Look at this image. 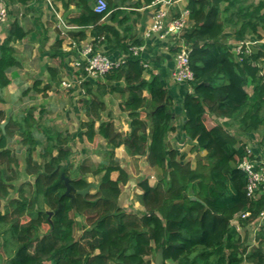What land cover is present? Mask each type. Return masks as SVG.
<instances>
[{"label": "trees", "instance_id": "1", "mask_svg": "<svg viewBox=\"0 0 264 264\" xmlns=\"http://www.w3.org/2000/svg\"><path fill=\"white\" fill-rule=\"evenodd\" d=\"M7 1L27 4L31 0ZM91 1L77 2L85 12L73 23L92 26L95 43L103 37L111 47L122 46L127 53L124 63L107 73L106 82L98 84L97 90L100 96L117 92L125 97L122 108L130 129L119 132L112 119L100 121L105 103L93 94L86 80L88 96L82 101L88 120L81 122V127L90 142L99 137L105 141L108 159L97 164L83 162L74 168L68 162V138L55 133V142L43 149V163L37 164L32 154L40 144L41 129L33 107L20 120L0 109V164L15 163L9 142L19 135L29 149L28 171L35 176L32 195L11 199L8 207L12 210L0 212V222L9 225L7 231L18 244L9 264H152V256L160 250L163 264H264V238L252 247L233 223L238 217L245 228L264 213V183L248 196L249 178L240 167L245 158L253 160L254 154H249L227 125H211L208 120L209 115L228 118L230 126H239L243 135L264 128L263 52L249 53L246 47L235 52L225 31L233 24L237 26L236 39H264L260 32L264 30V0L257 4L249 0H188L189 24L182 39L191 48L194 78L179 84L184 89L178 98L183 115L178 128L174 121L177 102L166 81L156 74L146 78L141 58L121 40L117 27L128 21L129 13L115 0H108L107 11L98 14ZM156 1L138 0L133 5ZM105 18L117 27L104 22ZM25 36L26 31L15 20L0 44V95L12 83L9 72L17 65L13 42ZM133 44L141 41L136 39ZM40 85V80L34 83L35 88ZM50 87L46 84L41 89ZM4 121L5 132L1 128ZM96 121H100L98 127ZM175 131L193 143L194 163L169 144V133ZM121 146L161 171L154 184L148 179L139 182V202L145 210L141 215L126 212L119 204L121 186L129 181L115 153ZM115 172L118 176L113 178ZM62 175L74 188L72 196L66 194ZM88 176L99 181L81 194L79 191L92 183ZM7 188L0 179V199L8 196ZM37 204L31 219L23 223L22 217ZM244 213L249 215L243 218ZM79 218L85 221L77 236ZM43 224L48 230L41 234ZM8 241L7 235L1 243Z\"/></svg>", "mask_w": 264, "mask_h": 264}, {"label": "rangeland", "instance_id": "2", "mask_svg": "<svg viewBox=\"0 0 264 264\" xmlns=\"http://www.w3.org/2000/svg\"><path fill=\"white\" fill-rule=\"evenodd\" d=\"M260 0H249L251 3L257 4ZM51 7L54 6L53 0H50ZM226 5L222 4V8H225ZM52 14L53 10H49ZM228 15V11H226ZM224 12V13H225ZM49 15V12L46 11ZM172 11V16H174ZM225 15V16H226ZM6 23V22H5ZM2 23V24H5ZM1 24V22H0ZM237 26L230 24L226 26V34L228 33V42L234 46V50L238 53L237 47L242 41L234 40L236 37L235 29ZM261 34L264 35V30L262 29ZM254 37V36H253ZM248 38V37H247ZM250 38V37H249ZM239 40V39H237ZM249 41H254L252 45L248 46V51L250 53H258L262 51L261 55V66L264 71V39L258 40L256 38L247 39ZM177 42V40H176ZM56 62H52L55 64ZM86 71V70H85ZM86 75L83 73L80 74V79H76L75 75L59 74L57 79L48 82L47 80H42L40 89L46 84H50L51 87L46 91H31L28 92V95L15 96V93L18 90L16 85L7 87L4 89L2 94V100L6 103L0 104L1 110H3L7 116H12L13 118L20 120L27 111L33 107V113L35 118L40 121L41 132L38 136L40 139V144L34 149L32 157L33 161L37 164L43 163V149L48 146V143L55 142L56 135L55 133H60L63 137L68 138L67 147L70 148L71 153L68 157V162H71L74 168L78 167L83 162L87 164H97L98 162L108 159L106 152V143L102 138H96L94 142H90L84 135L85 129L81 127V122H86L87 116L83 109V99L88 96L83 82L85 81ZM98 78V77H97ZM36 81H26L24 86L22 85L20 90H25L24 92L32 89L33 84ZM250 92L252 91L251 87L247 88ZM6 91V93H5ZM93 93L97 98L100 97V100L105 96H100L97 88ZM22 94V92H21ZM31 95V96H30ZM86 96V97H85ZM125 97L120 96L119 93L115 92L113 95H107L105 107L101 111V120H106L108 118L112 119L113 122L117 123V130L123 132L126 128L125 123L129 122L127 117V112L122 108ZM75 106L81 107L83 113L81 112V117L78 119L77 115L74 114ZM177 107V103L176 106ZM111 113V114H110ZM109 115V116H108ZM227 120L228 118H222ZM96 121L95 126H97ZM181 121V120H180ZM7 122V121H4ZM182 122V121H181ZM180 122V123H181ZM233 127L232 132L237 134V138L242 140L241 143H245L246 148L249 154H254L252 148L256 149L258 152L254 155H263L264 154V128L260 130H255L250 135V137L240 134V128L237 125H231ZM231 127V128H232ZM130 129V127L128 128ZM129 131V130H128ZM127 131V132H128ZM239 131V132H238ZM51 134V141L48 140V136ZM169 144L177 148L180 154H184L185 158L192 161L193 163L196 160L195 153L191 151L192 142L187 140L183 135H178L176 132L169 133ZM9 147L12 152V157L15 158V163L4 162L0 164V170L2 171V176L0 179L7 185L8 196L0 199V212L4 213L12 208L8 207V203L11 199L15 198H24L30 197L32 195L31 185L35 180V176L30 174L27 167V157L29 149L27 146L21 143V137L16 135L12 141L9 142ZM116 157L119 159L121 166L129 174V181L122 185V192L119 198V204L126 212L135 213L141 215L144 213V208L139 202V194L142 193V190L139 186V182L142 180L148 179L151 184H154L157 180L158 175L161 174V171L157 168H151L145 157H133L129 155L123 148L119 147L115 151ZM259 157V156H257ZM264 158V157H263ZM262 160L254 157L256 165L264 168V159ZM113 178L118 176V173L115 172L112 174ZM88 180L92 183H97L99 181L98 177L88 176ZM43 199H39L42 202ZM43 204V202H42ZM44 205V204H43ZM39 204L35 205V208L28 210L25 216L22 217V222L26 223L31 219L30 213L37 210ZM45 206V205H44ZM46 207V206H45ZM78 221L80 225L77 227V236L82 233L81 224H84L85 219L79 218ZM238 225V217L234 220ZM9 225L0 222V264H9V259L15 254L18 244L14 238L10 237L7 228ZM48 230V225L43 224L40 227V233H44ZM241 235L246 238L247 244L250 246H256L259 244V240L264 238V213L263 215L255 222L251 223L247 227L240 226ZM262 233V234H261ZM9 236L8 242H3L4 236ZM158 254V253H157ZM157 254L152 256V264H156ZM243 264H252L245 261Z\"/></svg>", "mask_w": 264, "mask_h": 264}, {"label": "crops", "instance_id": "3", "mask_svg": "<svg viewBox=\"0 0 264 264\" xmlns=\"http://www.w3.org/2000/svg\"><path fill=\"white\" fill-rule=\"evenodd\" d=\"M78 1L79 0H53V7H51L48 0H31L27 4L17 1H10V3H8V20L5 24H0V44L6 38L9 27L15 20H17L26 31V36L23 39L13 42L17 65L9 72V76L12 80L9 87L12 85L18 87L15 96H25L28 95V92L40 91V87L35 88L34 84L32 89L26 92H24L25 90H20L21 86H24L26 81L47 80L50 82L57 79V76L59 74H64V72L75 75L76 79H80L79 76L83 73L86 75L84 80L90 81L94 92L97 85L105 83L106 79L104 77H91L88 75L87 71H85V61L82 56V50L89 42H94L96 49L101 50L113 60H122L126 57L127 53L122 46L114 49L103 39L95 43L92 26L81 27L73 23L74 18H77L85 12L83 8L77 4ZM115 1L129 13L128 21L122 27H117V24L109 22L108 18H105L104 22L114 25L119 29L121 40L127 43L131 51L133 47L140 48L138 56L141 58V62L146 69L144 74L146 78H150V76L156 74L160 75L166 81L167 87L174 96L175 103L177 102V107L174 108V110L178 112L177 116L175 114V126L177 128L180 127V122L183 121V115L179 108L178 98L180 99L184 88L176 84L173 78L174 58L177 52L179 39L171 36L162 39L155 32L148 33L153 22L154 14L161 6V3L154 2L151 5L135 7L133 4L138 0ZM94 3L95 0H92L90 3L91 7L94 6ZM187 5L188 0H171L168 9H170L171 14L172 11L175 13L173 17H178L184 9L188 8ZM49 10H53L54 13L52 14ZM46 11L49 12V15ZM228 33L229 32H227V35ZM247 37L246 40L252 38H249V36ZM136 39H139L141 44H133ZM234 40L242 41L236 38ZM54 61L56 63L52 64ZM188 88L191 91V88ZM109 94L104 95L105 97L100 101L105 103L107 95ZM5 103L6 101H0V104L4 105ZM73 110L74 114L77 115L79 119L81 117V112L83 113V109L75 106ZM109 119L110 118L103 121ZM208 120L211 125L219 123L227 125L228 129L230 128L231 131L233 130V127L230 126L229 119L225 120L215 115H209ZM114 124L117 126L116 121H114ZM98 125L99 122H97V126ZM125 126L126 128H124V131L126 133L129 130V122L125 123ZM175 132L178 133L177 131ZM246 136L250 137V135ZM121 148L126 151L124 146H121ZM252 150L254 154L258 152L254 148H252ZM255 156L262 160L264 154L262 156L260 154L254 155V157Z\"/></svg>", "mask_w": 264, "mask_h": 264}, {"label": "built area", "instance_id": "4", "mask_svg": "<svg viewBox=\"0 0 264 264\" xmlns=\"http://www.w3.org/2000/svg\"><path fill=\"white\" fill-rule=\"evenodd\" d=\"M50 3V0H48ZM161 3V6L156 10L152 25L148 33H157L160 38L166 39L168 36L179 39L177 52L175 54V65L173 71V78L176 84H188L193 80L194 75L190 67V53L191 48L182 39V34L189 24V10L184 9L178 17L171 15L168 5L171 0H157L156 3ZM167 5V6H166ZM107 0H96L94 3V11L98 14H104L107 11ZM9 16V5L7 0H0V22L5 23ZM103 39V38H101ZM254 41L243 40L237 47L238 53L246 47L254 44ZM135 55L139 54L138 47L131 48ZM236 52V51H235ZM250 53V52H249ZM82 56L85 61V70L91 77H104L111 70L120 67L124 63L122 60H113L110 56L103 53L101 50L95 48L94 42L87 43L83 50ZM254 160L245 158L241 163V169L247 174L249 181L247 186L248 196H253L255 191L261 184L264 183V168L259 167ZM249 213L241 214L243 218L247 217ZM233 223L237 225L234 221ZM239 223V222H238ZM240 230V225H237Z\"/></svg>", "mask_w": 264, "mask_h": 264}, {"label": "water", "instance_id": "5", "mask_svg": "<svg viewBox=\"0 0 264 264\" xmlns=\"http://www.w3.org/2000/svg\"><path fill=\"white\" fill-rule=\"evenodd\" d=\"M5 125H6V122H3L1 124V128L3 130V132H5ZM62 178L64 179V182H65V185H66V194L67 195H70L72 196L71 192L74 190L73 186L70 184V181H69V178L65 177L64 175H62ZM95 186V183H91L88 188L82 190V191H79V193L81 194H86L90 191L91 188H93ZM51 214V212H50ZM156 264H163V254H162V251L160 250L157 254V257H156Z\"/></svg>", "mask_w": 264, "mask_h": 264}]
</instances>
